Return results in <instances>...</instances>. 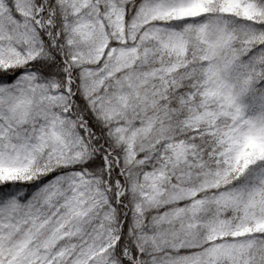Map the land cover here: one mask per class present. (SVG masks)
I'll return each instance as SVG.
<instances>
[{"label":"snow or ice","instance_id":"snow-or-ice-1","mask_svg":"<svg viewBox=\"0 0 264 264\" xmlns=\"http://www.w3.org/2000/svg\"><path fill=\"white\" fill-rule=\"evenodd\" d=\"M0 264H264V0H0Z\"/></svg>","mask_w":264,"mask_h":264}]
</instances>
